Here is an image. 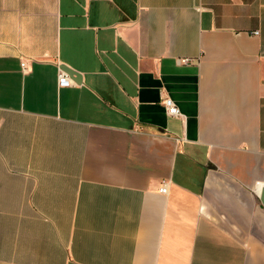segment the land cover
<instances>
[{"label":"crops","instance_id":"1","mask_svg":"<svg viewBox=\"0 0 264 264\" xmlns=\"http://www.w3.org/2000/svg\"><path fill=\"white\" fill-rule=\"evenodd\" d=\"M263 191L264 0H0V264H264Z\"/></svg>","mask_w":264,"mask_h":264},{"label":"built area","instance_id":"2","mask_svg":"<svg viewBox=\"0 0 264 264\" xmlns=\"http://www.w3.org/2000/svg\"><path fill=\"white\" fill-rule=\"evenodd\" d=\"M254 34H259V31H255ZM190 61H191V59H188V58L180 59V62H182V63H188ZM22 65H23V67L26 66L25 63H22ZM58 83L60 86H66V87L74 84L71 76L65 70H62V69H60L58 72ZM163 105H164L165 110L167 111V113L169 115H172V116H181L182 115V112H181L179 106L177 105V103L175 102V100L173 98L165 97L163 99ZM161 191L164 193L168 192V187H167L166 182L163 183Z\"/></svg>","mask_w":264,"mask_h":264},{"label":"water","instance_id":"3","mask_svg":"<svg viewBox=\"0 0 264 264\" xmlns=\"http://www.w3.org/2000/svg\"><path fill=\"white\" fill-rule=\"evenodd\" d=\"M65 70L71 76V78L72 77L73 78H76V80H78L77 78L81 76V74L79 73V71H76L75 69H71L70 67L65 66ZM262 199L264 201V191H263Z\"/></svg>","mask_w":264,"mask_h":264}]
</instances>
